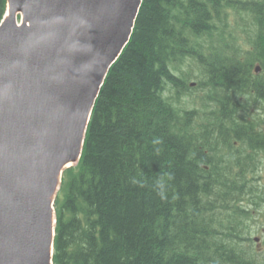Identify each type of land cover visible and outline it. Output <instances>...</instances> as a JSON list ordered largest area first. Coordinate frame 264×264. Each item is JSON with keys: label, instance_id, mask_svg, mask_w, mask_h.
<instances>
[{"label": "trees", "instance_id": "16d2710c", "mask_svg": "<svg viewBox=\"0 0 264 264\" xmlns=\"http://www.w3.org/2000/svg\"><path fill=\"white\" fill-rule=\"evenodd\" d=\"M229 9L254 14L249 0H143L63 173L53 264H264L245 224L264 192L236 176L245 146L264 143L252 106L264 48L234 45ZM6 10L0 0V23ZM187 61L211 90L202 111L180 103L193 90L178 75Z\"/></svg>", "mask_w": 264, "mask_h": 264}, {"label": "water", "instance_id": "95a60500", "mask_svg": "<svg viewBox=\"0 0 264 264\" xmlns=\"http://www.w3.org/2000/svg\"><path fill=\"white\" fill-rule=\"evenodd\" d=\"M143 0H7L0 23V264H53L54 203Z\"/></svg>", "mask_w": 264, "mask_h": 264}, {"label": "rangeland", "instance_id": "374dc122", "mask_svg": "<svg viewBox=\"0 0 264 264\" xmlns=\"http://www.w3.org/2000/svg\"><path fill=\"white\" fill-rule=\"evenodd\" d=\"M228 12L226 29L232 31L233 36L237 39L239 38V43L244 45L245 43L241 41L245 38L244 35L239 32V27H251V19L249 17H245L244 20H240V17L235 9H229ZM180 68L181 71L178 74L180 76L185 75L188 83L193 84L191 86L193 89L191 92L186 91L180 95L181 105L189 109H203L204 101H206V96L209 94V88L206 85L207 79L201 75L199 68L191 61H187ZM202 81L203 83L201 84ZM197 84L198 87H196ZM262 117L264 120V114ZM262 127L264 128V121ZM255 183L261 188L264 187V173L262 180ZM257 203L260 205L261 209L253 211L251 213L253 218L246 220L245 224L251 232V238H258V242L253 243V248L257 251H263L264 253V203L261 199H258Z\"/></svg>", "mask_w": 264, "mask_h": 264}, {"label": "flooded vegetation", "instance_id": "af4514ba", "mask_svg": "<svg viewBox=\"0 0 264 264\" xmlns=\"http://www.w3.org/2000/svg\"><path fill=\"white\" fill-rule=\"evenodd\" d=\"M251 8L254 9V14H250L252 21V44L250 49L258 53L260 49L264 48V0H249ZM262 23L263 26L260 24ZM252 74V93L255 102L252 104L254 112H258L260 115L264 114V103L259 104L257 101H264V63L257 62ZM260 130L264 132V128ZM235 147L239 146L237 141H232ZM237 152H241L237 149ZM206 153V152H204ZM244 154L247 159V166L244 172L236 175L246 180L261 181L264 173V143L258 144L256 149L251 150L245 146Z\"/></svg>", "mask_w": 264, "mask_h": 264}]
</instances>
